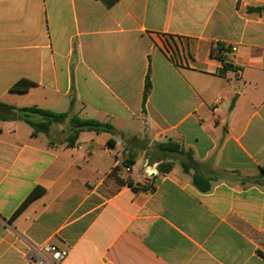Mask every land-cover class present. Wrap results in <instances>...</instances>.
<instances>
[{"label": "crops", "instance_id": "obj_1", "mask_svg": "<svg viewBox=\"0 0 264 264\" xmlns=\"http://www.w3.org/2000/svg\"><path fill=\"white\" fill-rule=\"evenodd\" d=\"M0 103L113 130L0 121V264H264V0H0Z\"/></svg>", "mask_w": 264, "mask_h": 264}, {"label": "trees", "instance_id": "obj_2", "mask_svg": "<svg viewBox=\"0 0 264 264\" xmlns=\"http://www.w3.org/2000/svg\"><path fill=\"white\" fill-rule=\"evenodd\" d=\"M227 52V49L220 43H217L211 48V56L221 62H224V53ZM150 89V83L148 77H146L143 100H145L146 95ZM31 116L37 117L38 120L30 119ZM68 117V113H55L49 110L40 109L37 107H23L17 108L14 106H9L0 103V121H21L27 124L31 128V135L37 136L39 134H48L50 127L53 124H62ZM70 126L73 129L72 135L69 137V144H73L76 140L78 134L82 131H91L95 133L105 132L113 133L112 128L109 125L101 124L93 120H84L72 116L69 120ZM111 141H108L110 144ZM160 150L164 151L167 155H185L189 160H191V154L189 152H184L181 147L172 142H167L165 144L159 145ZM126 164H132V159L128 158ZM182 169L188 171L191 168L189 163L182 162ZM260 178L264 179V170L261 171ZM256 182V181H255ZM193 185L202 193H206L210 190L209 181L198 176L194 175L192 177ZM138 189H144V187H139ZM134 190H137L134 188ZM36 197V193H32L20 206L18 211L28 204L31 200ZM260 256L264 258V255Z\"/></svg>", "mask_w": 264, "mask_h": 264}, {"label": "built area", "instance_id": "obj_3", "mask_svg": "<svg viewBox=\"0 0 264 264\" xmlns=\"http://www.w3.org/2000/svg\"><path fill=\"white\" fill-rule=\"evenodd\" d=\"M115 167H121L126 172L129 171V167L124 166L119 160L115 161ZM147 176H150V174H147ZM67 256V250L51 243L43 245L29 244L24 251L27 264H62Z\"/></svg>", "mask_w": 264, "mask_h": 264}, {"label": "rangeland", "instance_id": "obj_4", "mask_svg": "<svg viewBox=\"0 0 264 264\" xmlns=\"http://www.w3.org/2000/svg\"><path fill=\"white\" fill-rule=\"evenodd\" d=\"M72 116L77 117L76 114H75V110H74V109H71V110L69 111L67 119H66L62 124H53V125H63V126H64L63 129L66 130V134H67L68 136H70V135H72V133H73V129L71 128L70 123H69V120H70V118H71ZM30 119H32V120H38V118H37V117H34V116H31ZM53 125H52V126H53ZM52 126H51V127H52ZM51 127H50V128H51ZM59 128H60V127H56V129H59ZM254 180H255V181H258L259 183L264 182V180L256 179V177H254V178H247V179L239 177V179H238V181H239L240 183H242V184L253 183Z\"/></svg>", "mask_w": 264, "mask_h": 264}]
</instances>
